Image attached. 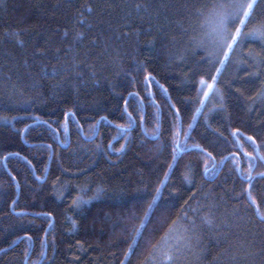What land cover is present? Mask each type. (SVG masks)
Wrapping results in <instances>:
<instances>
[{
    "label": "trees",
    "instance_id": "16d2710c",
    "mask_svg": "<svg viewBox=\"0 0 264 264\" xmlns=\"http://www.w3.org/2000/svg\"><path fill=\"white\" fill-rule=\"evenodd\" d=\"M215 2L0 0V264H121L157 187L129 264H152V245L170 226L173 264H264V221L238 199L250 185L233 161L205 175L201 153L189 147L169 170L171 147L152 138L156 117L166 128L174 105L192 125L189 146L218 162L238 152L233 129L264 142V48L241 45L218 74V60L202 62L198 45L213 39L203 21ZM193 5H205L204 16ZM212 75L218 92L201 105L200 78ZM126 101L136 122L119 133ZM121 135L127 140L113 139ZM252 176L264 215V161Z\"/></svg>",
    "mask_w": 264,
    "mask_h": 264
},
{
    "label": "snow or ice",
    "instance_id": "6c2138e0",
    "mask_svg": "<svg viewBox=\"0 0 264 264\" xmlns=\"http://www.w3.org/2000/svg\"><path fill=\"white\" fill-rule=\"evenodd\" d=\"M259 5V7H258ZM140 5H137L139 8ZM194 9V15L204 16L202 9L205 5L192 6ZM87 11H92V6H87ZM81 16V20H83ZM203 22H207L211 25L213 37L210 46H206L201 43L198 47L205 50V57L202 58V62L213 63L218 60L219 66L216 67V73L221 72L222 66L225 62L231 58V54L234 53L238 47L247 44L249 42L257 43L261 48H264V3L261 0H216L215 3L211 5V10L205 17ZM82 35V34H78ZM210 49V50H209ZM151 78V74L145 78L146 81ZM217 82V75L211 76V81L209 82L204 77L200 78V87L197 89L198 94L202 93L200 97V104L204 105L205 100L210 96V94H215L218 89L215 87ZM132 96V93H129ZM257 98H264V90L258 93ZM173 114L172 120L165 128L164 122L156 117L154 132L152 135L153 139L161 140L162 147L170 146L172 153L173 163L168 165L169 170H172L177 161V153L184 152L189 149V147L198 150L202 155L203 172L205 175L214 174L219 166L223 164L226 160H232L234 165V170L238 173V177L242 181H247L250 187L248 189H243L238 199L247 200V206L250 209H255L256 214L260 217L261 221H264V215H261L260 204L257 202L256 198L253 197L251 191V182L253 179L252 172L254 170L257 160L264 161V155L260 154V148L264 147V142L257 144L256 138L252 136H247L241 132L240 129H233L230 132L232 141L230 142L233 147L238 149L236 153H229L227 156H221L219 162L212 151L203 147L200 144H193L189 146L188 141L192 139L191 131L192 125L189 124L187 128L184 127L183 119L180 115V110L175 109L172 106ZM200 109L197 108V111ZM124 114L127 116V124L115 125L119 133H127L136 122V117L132 112L127 110V101L125 102ZM71 116L74 118L75 114L71 112H66V119ZM4 120H8V117H2ZM14 120L15 117H12ZM101 120H107L108 117L103 116ZM145 122V117L140 116V126L143 127ZM47 123V122H45ZM99 123V121H97ZM27 128V125L25 126ZM65 133L68 131L67 123L63 126ZM95 131V127H93ZM183 137V138H181ZM219 138L224 141V143H229L227 137H224L223 133L219 134ZM114 140L125 139L126 136L113 137ZM247 141L251 143L253 149L252 152H244V144L241 141ZM109 147H112V141H109ZM126 148V144H122L119 149H113L116 152H123ZM26 159V158H25ZM248 162L247 171L241 167L243 161ZM30 163V162H29ZM168 173H165V177ZM165 181H161L163 185ZM161 196V187H157L155 194L152 195L151 201L147 204V208L144 212V216L141 219L140 225L135 228V233L131 237V243L128 244V251L124 253L125 259L121 261V264H129L131 256L135 253L137 247L139 246L140 240L143 237V229L147 226L148 222L152 219V212L155 211L158 201ZM82 201H77V203ZM51 215L50 213L48 214ZM186 219L187 217H183ZM176 221H173V225ZM174 229L170 226L168 232L161 236L160 240L152 245L153 253L150 254L149 259L152 264H173L174 252L179 250L178 245L172 244V232ZM31 238L29 237V240ZM44 242H42L43 247ZM2 251V250H0ZM27 251L25 255L27 256ZM44 255V252H41ZM159 257V260H157Z\"/></svg>",
    "mask_w": 264,
    "mask_h": 264
},
{
    "label": "water",
    "instance_id": "95a60500",
    "mask_svg": "<svg viewBox=\"0 0 264 264\" xmlns=\"http://www.w3.org/2000/svg\"><path fill=\"white\" fill-rule=\"evenodd\" d=\"M224 164H225V161H224L223 164L221 165L219 171L221 170V168L223 167ZM48 169H49V168H48ZM219 171H218V172H219ZM42 260H43V259H42ZM42 260L40 261V263L42 262ZM40 263H39V264H40Z\"/></svg>",
    "mask_w": 264,
    "mask_h": 264
}]
</instances>
